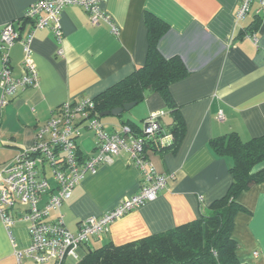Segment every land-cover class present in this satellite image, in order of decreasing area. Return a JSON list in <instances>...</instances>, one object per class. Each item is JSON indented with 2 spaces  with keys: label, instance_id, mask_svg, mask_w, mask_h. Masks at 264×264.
Returning <instances> with one entry per match:
<instances>
[{
  "label": "crops",
  "instance_id": "obj_1",
  "mask_svg": "<svg viewBox=\"0 0 264 264\" xmlns=\"http://www.w3.org/2000/svg\"><path fill=\"white\" fill-rule=\"evenodd\" d=\"M37 1L0 0V40L10 23L21 40L27 37L32 23L23 19L24 14ZM241 2L104 0L103 9L118 28V35L107 23L93 26L79 6L63 10L61 42L49 28L34 31L31 47L40 84L20 90L9 104L0 106V171L21 150L33 146L36 132L59 106L68 101L94 100L145 65L148 16L168 28L158 42L160 54L167 60L180 59L188 72L169 88L184 121V136L175 149L151 154L157 171L170 178L167 188L154 202L112 224L101 238L90 239L80 250L82 256L108 243L123 246L194 222L228 194L233 160L216 156L211 141L230 133L244 142L264 136V11L254 0L250 14L240 21L237 12ZM23 59L19 41L10 52L13 76L22 75ZM1 95L0 88V100ZM136 107L137 112L133 110L130 116L140 114L142 119L124 120L139 129L154 113H164L167 126L172 123L159 93H151ZM121 121L119 117L102 119L110 132ZM89 133L84 131L77 141L83 155L94 153L95 144L86 147ZM259 171H264V162L254 169ZM143 184L141 171L128 154H121L112 164L86 176L74 190L61 209L66 227L77 233L83 220L114 209L123 199L139 193ZM238 203L244 211L235 218L237 257L242 264H264V182L244 192ZM56 217V213L51 215L53 220ZM29 243L27 224L17 223L7 230L0 217V264H19L16 252L26 250Z\"/></svg>",
  "mask_w": 264,
  "mask_h": 264
},
{
  "label": "built area",
  "instance_id": "obj_2",
  "mask_svg": "<svg viewBox=\"0 0 264 264\" xmlns=\"http://www.w3.org/2000/svg\"><path fill=\"white\" fill-rule=\"evenodd\" d=\"M254 0H242L237 19L244 20L251 12ZM264 11V0H258ZM104 0H38L24 14L32 30L24 40L13 23L8 24L0 40V106L5 107L16 94L27 87H38L40 76L33 59L31 43L34 31L49 28L58 42L62 41L61 14L69 6L82 7L93 26L107 23L112 33L118 28L103 9ZM21 41L24 52L22 75L15 77L10 66V52ZM62 54V51L59 52ZM165 114H151L142 122L139 133L127 125L110 132L102 122L94 100L68 101L52 112L50 119L35 135L33 146L21 150L0 171V217L7 230L17 223L28 225L30 243L26 250L17 251L19 264L29 260L35 264H76L81 261L80 250L92 238H101L110 226L127 214L154 202L167 188L169 177L160 174L151 159L149 141L160 150L171 144L173 136L163 133L160 119ZM222 121L223 115L219 118ZM84 131L95 135L91 155L79 151L78 139ZM126 153L143 176L139 193L123 199L109 212L83 220L77 233L65 225L62 206L88 175H94L115 158ZM57 214L53 220L51 215ZM11 235V233H10ZM259 256L257 252L254 253Z\"/></svg>",
  "mask_w": 264,
  "mask_h": 264
},
{
  "label": "trees",
  "instance_id": "obj_3",
  "mask_svg": "<svg viewBox=\"0 0 264 264\" xmlns=\"http://www.w3.org/2000/svg\"><path fill=\"white\" fill-rule=\"evenodd\" d=\"M147 24L149 45L145 65L101 93L94 102L102 115L127 104L144 102L146 91L159 93L172 119L170 126L165 123L166 116L160 119V124L163 133L171 134L173 140L160 150L149 141L147 148L153 153H162L175 149L184 136V121L169 88L184 79L188 72L180 59L167 60L158 50L167 25L150 16ZM119 118L122 125L129 126L134 133L140 132L133 123L123 120V115ZM210 145L216 156L233 160L230 168L233 183L224 198L216 200L194 222L123 246L108 243L87 251L76 264H242L233 239L236 215L244 211L238 199L251 187L264 182V171L254 172L264 162V136L244 142L236 133H230L213 139Z\"/></svg>",
  "mask_w": 264,
  "mask_h": 264
},
{
  "label": "rangeland",
  "instance_id": "obj_4",
  "mask_svg": "<svg viewBox=\"0 0 264 264\" xmlns=\"http://www.w3.org/2000/svg\"><path fill=\"white\" fill-rule=\"evenodd\" d=\"M137 107H134L131 111H129V112H125L124 114H123V120H124V118L126 117L127 119H130V120H132V121H134V122H139L140 121V119H142L141 117L142 116H140V114H138V116H136V118H131V116H130V114H132L131 112L133 111V110H135ZM137 110L138 109H136V111L135 112H137ZM140 117V118H139ZM107 118H113V117H105V118H102V119H107ZM88 136V138L86 139V141H87V144H86V147H92L94 144H95V135H94V133L93 132H90L89 133V135H87ZM84 139V140H85ZM29 264H35V263H33V262H31L30 261V263Z\"/></svg>",
  "mask_w": 264,
  "mask_h": 264
},
{
  "label": "water",
  "instance_id": "obj_5",
  "mask_svg": "<svg viewBox=\"0 0 264 264\" xmlns=\"http://www.w3.org/2000/svg\"><path fill=\"white\" fill-rule=\"evenodd\" d=\"M150 94H151L150 91H146L145 97L148 98L150 96ZM136 106H137V103L127 104L122 108L115 109L111 112H106V113L102 114L101 117L102 118L109 117V116L119 117V116L123 115L125 112L131 111Z\"/></svg>",
  "mask_w": 264,
  "mask_h": 264
}]
</instances>
